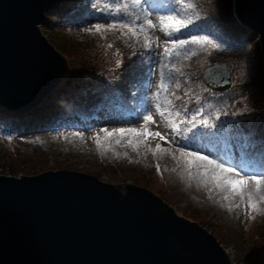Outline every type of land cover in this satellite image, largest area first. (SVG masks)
Returning <instances> with one entry per match:
<instances>
[{"label":"rangeland","instance_id":"374dc122","mask_svg":"<svg viewBox=\"0 0 264 264\" xmlns=\"http://www.w3.org/2000/svg\"><path fill=\"white\" fill-rule=\"evenodd\" d=\"M80 2L63 0L53 10L61 12L55 14L50 24L45 23L50 25V34L45 36L66 58V80L69 78L72 84L65 86L64 79L39 107L27 114L0 110V175L20 177L67 170L96 176L107 184L144 188L161 198L179 217L197 223L211 234L226 252L230 264H264V202L260 201L264 188L261 193L252 191L257 207L249 209L247 195L241 201L240 195L229 191L228 186L221 190L214 183H205L206 178L201 175L204 169L196 164L189 168L183 158L178 159L177 151L180 147L198 151L237 168L242 175L264 174V167L254 165L240 150L264 152V61L255 34L247 32L244 38L238 37L236 31L231 36L225 34L222 20L233 17V0H192L197 7L188 11L194 19L184 33L208 35L224 48L211 56L200 54L184 62L186 76L179 77L183 88L177 92L182 100L170 97L175 104L173 110L179 109L186 118L198 110L200 114L194 122L196 127L185 122L179 133L166 127L155 111L159 101L153 94L160 77L152 60L158 62L159 56L153 57V50L138 42L126 43L118 30L107 33L103 39L99 34L83 31L96 23H109L121 17L131 19L123 13L112 14L122 0H92L94 24L86 16L75 17ZM62 14L64 17L56 21ZM67 17L81 25L68 23ZM152 35L165 39L158 29ZM109 43L114 47L108 48ZM216 64L227 67L231 75V87L223 92L209 90L202 81L203 71ZM228 103L233 104L227 113L217 112ZM149 112L156 122L146 127L160 132L166 140L151 136L145 140L127 132L103 140L100 129L140 130L143 117ZM62 115L65 118L60 120ZM203 119L216 125V129L199 124ZM74 132H83V139L72 136ZM96 133L102 138L99 148L93 140ZM130 138L133 144L139 142L135 150L128 143ZM117 139L120 143L115 142ZM158 143L167 151L153 155L149 149L154 150Z\"/></svg>","mask_w":264,"mask_h":264},{"label":"water","instance_id":"95a60500","mask_svg":"<svg viewBox=\"0 0 264 264\" xmlns=\"http://www.w3.org/2000/svg\"><path fill=\"white\" fill-rule=\"evenodd\" d=\"M63 0H0V109L39 107L63 82L66 58L41 32ZM235 22L258 37L264 0H233ZM211 91L231 87L227 67L202 74ZM0 264H230L216 239L152 192L74 171L0 175Z\"/></svg>","mask_w":264,"mask_h":264},{"label":"snow or ice","instance_id":"6c2138e0","mask_svg":"<svg viewBox=\"0 0 264 264\" xmlns=\"http://www.w3.org/2000/svg\"><path fill=\"white\" fill-rule=\"evenodd\" d=\"M179 6L177 8L176 6ZM163 7L167 8V11L161 13L158 11H150L146 7L145 0H122L121 4L115 7L113 15L123 13L124 17H131V19H125L123 17L112 20L109 23H96L90 28L83 31L90 34H99L101 38H105L106 34L118 30L125 42L135 41L142 45V47L153 50V57L159 56V61L155 59L152 63L157 65L159 72V81L156 85L157 91L153 94L154 98L159 101L155 105V111L166 124V127L170 128L173 133H179L181 131L180 125L187 122L192 124V127H196L197 116L200 114L199 110L196 114H193L190 118H186L184 114L175 109L173 99L182 100V96L177 92L183 88V84L179 77H185L184 62L191 61L193 57H198L200 54H206L211 56L214 51L223 50L224 45L218 43L208 35H193L185 34L184 29H188L189 25L193 23L194 17L188 14L189 10H194L197 5L192 0H164ZM138 21H142L138 23ZM159 30L165 37L161 40L159 36H153L152 32ZM108 48H113L112 43L107 44ZM155 49H162L160 52H155ZM170 89H175L171 90ZM184 95L187 96L188 92L185 91ZM163 96V100L160 98ZM219 119V117H217ZM144 126L140 130L137 129H113L109 132L107 129H100V132L104 133L103 140H109L117 133L123 136L127 133H135L137 136H143L145 140L148 137H160L161 140H166L165 136H162L160 132H151L146 127L149 123H155L152 112H149L143 117ZM199 124L205 127H215V125L209 124L207 119L199 121ZM190 130V129H189ZM63 136V133L60 134ZM72 136L80 137L83 139V132L71 133ZM93 140L97 148L101 147L102 138L99 133L93 136ZM116 143H120L117 139ZM129 145L135 148L137 144H133L132 139L128 140ZM155 155L156 152H165L167 149L161 147L158 143L155 149H149ZM180 153V158H183L188 167L191 168L194 164L198 168H203L201 173L206 179L205 183L211 182L215 184L217 189L223 190L225 186H228L229 191L238 193L241 197V201L245 195L248 196L247 207L249 209H255L256 203L253 201L252 191L261 193L264 188V174H244L235 167H228L224 163L219 162L216 159H211L207 155H202L200 152L186 151L184 147L177 149ZM204 162V163H197ZM159 171V165H157ZM210 175V179H208ZM227 174H234L238 179H233ZM191 176L192 173L189 172ZM222 181V182H221ZM211 191V189H210ZM225 199H228L225 196ZM260 201L264 202V195H260ZM240 205H237L239 207Z\"/></svg>","mask_w":264,"mask_h":264},{"label":"trees","instance_id":"16d2710c","mask_svg":"<svg viewBox=\"0 0 264 264\" xmlns=\"http://www.w3.org/2000/svg\"><path fill=\"white\" fill-rule=\"evenodd\" d=\"M75 1H78V0H75ZM91 1L92 0H81V2L79 3L80 7L78 6V8H84V9L78 10V8H77V10L75 11V14L74 15H75V17H77V18L79 17L80 19L82 17L86 16V17H88V21L90 20L91 21V24H94V22L92 21V18L95 17L94 14H93L94 12L92 11V9L94 7V3L91 2ZM165 2H166V0H165ZM163 3H164V0H145V4L148 7V10L153 11V12L158 11V12L163 13V12L167 11V8H164L163 7ZM85 4H86L87 7L84 6ZM88 4H90V5H88ZM65 10H69V8L68 9H65ZM59 12H61V10H58L57 13H59ZM57 13L56 12H53V11H50V12H47L46 13V15H45L46 16V19H45V22L42 24V28H41V31H42L43 35H46V34H48L50 32V29H49V26L50 25H47V24H50L53 21V19H55V17H56L55 14H57ZM62 13H64L66 15L67 12L64 11ZM83 13H85V14H83ZM70 15L71 14H69V16ZM62 17H64L63 14L62 15H59V17L56 19V21H59ZM67 18H68V20H65V21H68V23L73 24V25H81V23L70 22L69 21L70 18L69 17H67ZM222 21H223V24H224L223 25L224 26V30L226 31L225 34L227 36H231L232 33H234V31H236L238 33V37H240V38H244L247 32L248 33H251L249 31H247L246 29H244L242 26L238 25L234 21V19H233V17L231 15L228 16V19L227 20H222ZM45 23H47V24L45 25ZM47 39L49 41H51V39L49 38L48 35H47ZM57 50H59V48H57ZM59 52H60V50H59ZM66 78H67V75L65 77V80H64L65 82L64 83H66V81H67V83H69V84L66 83L65 86H70L72 84V82H71V80L69 81V78L67 80H66ZM61 93L63 95L65 94L64 92H61ZM232 104L233 103H231V104L228 103L226 106L218 109L217 112L220 113L221 111H224L223 114L224 113H227L228 110H229V108L232 106ZM235 106L236 105H234V107ZM0 110L1 111H4L2 109H0ZM52 115L55 116L54 114H52ZM39 116H41V113L39 114ZM63 118H65L64 115H62V117H60L59 119L61 120ZM210 129L211 130L216 129V125H215V127H212ZM192 136H193V134H191V137ZM227 142H230V141H227ZM241 146L243 147V145H241ZM240 150L244 152L243 153L244 154V157L249 158L254 163V165H257L258 164L257 166L264 167V152H258L256 150L255 152L250 153V152H248L247 148L245 149V151H244V148L243 149H240ZM9 171H11V170H9ZM149 176H151V174H149Z\"/></svg>","mask_w":264,"mask_h":264},{"label":"clouds","instance_id":"9594fccd","mask_svg":"<svg viewBox=\"0 0 264 264\" xmlns=\"http://www.w3.org/2000/svg\"><path fill=\"white\" fill-rule=\"evenodd\" d=\"M42 32V31H41ZM43 34V33H42Z\"/></svg>","mask_w":264,"mask_h":264}]
</instances>
